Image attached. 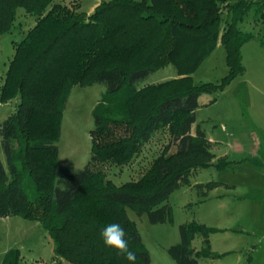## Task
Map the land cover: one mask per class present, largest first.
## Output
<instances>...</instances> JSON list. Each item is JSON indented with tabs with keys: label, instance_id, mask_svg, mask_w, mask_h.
<instances>
[{
	"label": "trees",
	"instance_id": "obj_1",
	"mask_svg": "<svg viewBox=\"0 0 264 264\" xmlns=\"http://www.w3.org/2000/svg\"><path fill=\"white\" fill-rule=\"evenodd\" d=\"M79 1L0 0V34L11 29L18 9L35 18L14 43L0 85V102L17 98L0 123L6 159V166L0 161V217L38 222L53 243L51 264H132L100 236L104 226L119 223L134 264H150L127 209L150 223L164 222L171 216L169 195L189 185L191 173L229 163L214 162V143L191 128L199 96L223 90L244 73L241 46L253 35L238 25L250 10L264 19V0H101L89 13ZM224 10L229 19L221 26ZM218 40L226 75L218 83H194L192 73ZM167 64L176 77L135 87ZM94 83L105 91L92 109L90 158L79 169L59 168L56 142L67 98L74 85ZM158 131H166L168 141L137 179L116 185L106 178L103 165L129 164ZM219 184L193 187L204 197ZM214 231L197 221L180 224L179 242L168 247L176 264L217 256L209 243ZM197 235L200 249L191 245ZM0 264L29 263L9 248Z\"/></svg>",
	"mask_w": 264,
	"mask_h": 264
},
{
	"label": "rangeland",
	"instance_id": "obj_2",
	"mask_svg": "<svg viewBox=\"0 0 264 264\" xmlns=\"http://www.w3.org/2000/svg\"><path fill=\"white\" fill-rule=\"evenodd\" d=\"M97 1L101 0H80L79 9L88 12ZM227 1L233 4L238 0ZM228 19L224 10L221 26ZM34 23V16L18 9L11 29L0 34V85L13 56L14 43ZM238 26L253 35L241 46L244 73L233 78L223 90L199 96L191 128L195 132L198 126L214 143V162L224 158L229 163L222 169L210 165L191 173L189 185L169 195L171 216L164 222L150 223L145 214L137 215L127 209L149 253L150 264H176L168 247L179 242V225L191 221L216 229L209 235V243L217 256L201 257L199 264H264V46L260 43V39L264 40V19L250 10ZM227 71L225 51L218 40L192 78L196 84L218 83ZM174 77V66L167 64L134 85L139 88ZM104 91L102 83L72 87L56 142L59 168L79 169L89 160L92 109ZM16 101L17 98L0 102V123L14 111ZM167 141L166 131H158L129 164L103 165L106 178L116 185L137 179ZM0 161L6 166L1 139ZM210 181L220 184L206 196H200L193 185ZM191 245L200 249L201 236L197 235ZM9 248H18L29 264H51L54 257L53 243L46 230L38 222L19 216L0 217V262L4 250ZM64 264L71 263L64 261Z\"/></svg>",
	"mask_w": 264,
	"mask_h": 264
},
{
	"label": "clouds",
	"instance_id": "obj_3",
	"mask_svg": "<svg viewBox=\"0 0 264 264\" xmlns=\"http://www.w3.org/2000/svg\"><path fill=\"white\" fill-rule=\"evenodd\" d=\"M125 231L119 223H110L104 226L100 232L103 244L126 257L132 264L136 261V254L129 250L128 241L125 239Z\"/></svg>",
	"mask_w": 264,
	"mask_h": 264
},
{
	"label": "crops",
	"instance_id": "obj_4",
	"mask_svg": "<svg viewBox=\"0 0 264 264\" xmlns=\"http://www.w3.org/2000/svg\"><path fill=\"white\" fill-rule=\"evenodd\" d=\"M99 4V1L95 2L92 6H91V10H89L87 13L91 12L97 5ZM6 250H4L5 252ZM3 252V253H4Z\"/></svg>",
	"mask_w": 264,
	"mask_h": 264
}]
</instances>
